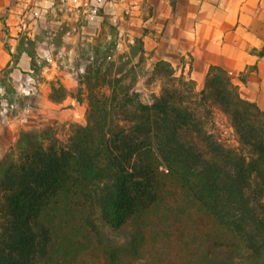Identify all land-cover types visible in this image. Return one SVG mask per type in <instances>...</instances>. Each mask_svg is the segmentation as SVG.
I'll return each instance as SVG.
<instances>
[{"label":"trees","instance_id":"1","mask_svg":"<svg viewBox=\"0 0 264 264\" xmlns=\"http://www.w3.org/2000/svg\"><path fill=\"white\" fill-rule=\"evenodd\" d=\"M109 65L79 77L85 125L23 130L0 161V264H264V111L219 66L198 90L155 61L145 103L138 65Z\"/></svg>","mask_w":264,"mask_h":264},{"label":"crops","instance_id":"2","mask_svg":"<svg viewBox=\"0 0 264 264\" xmlns=\"http://www.w3.org/2000/svg\"><path fill=\"white\" fill-rule=\"evenodd\" d=\"M82 1L69 6L88 13ZM89 1L127 30L131 44L141 40L152 63L170 62L178 74L190 76L198 90L212 66L222 67L240 96L264 111V0ZM55 11V0H0V78L8 75L16 89L38 95V106L61 111V121L69 119L72 109L61 110L66 105L50 100V83L31 84L34 56L25 48L30 43L40 46L38 34L45 25L39 17ZM55 73L54 63L42 74L51 82Z\"/></svg>","mask_w":264,"mask_h":264},{"label":"rangeland","instance_id":"3","mask_svg":"<svg viewBox=\"0 0 264 264\" xmlns=\"http://www.w3.org/2000/svg\"><path fill=\"white\" fill-rule=\"evenodd\" d=\"M70 3L75 2L55 0L56 11L49 14L43 13L39 17L41 23L45 25L38 34L40 46L30 43L25 47L34 56L33 79L35 82L31 84L50 83V95L54 87L52 96L59 101L57 104L66 105L61 110L72 109L71 113L69 112L70 117L68 120L60 121L58 117L61 111L38 106L40 103L38 95L31 93L27 96V93L15 88L11 77L8 75L1 77L0 161L23 130H38L56 123L59 125L86 124V96L79 91V77L85 73L87 67L91 66L93 70L97 67L105 70L110 67V63L115 62L114 71L121 69L128 71L132 63L139 64L138 46L131 44V36L127 30L123 31L119 28L104 11L98 13L97 18L90 17L88 13L69 6ZM109 57L113 60L108 61ZM96 61L98 66L94 64ZM54 63L58 73H55L54 80L47 82V77L42 73L45 68L52 67ZM151 64L152 62L145 57L135 69V73L141 75L135 89L141 94V99L145 103H151L152 97L160 93L159 82L147 85ZM22 120L23 123H17ZM219 122L226 132V137L231 139V130L227 122L223 118H219Z\"/></svg>","mask_w":264,"mask_h":264},{"label":"built area","instance_id":"4","mask_svg":"<svg viewBox=\"0 0 264 264\" xmlns=\"http://www.w3.org/2000/svg\"><path fill=\"white\" fill-rule=\"evenodd\" d=\"M76 1H80V0H74V2ZM81 7L89 9L90 11L88 12V14H91V15H97L101 9L100 5L92 4L91 1L89 0H83Z\"/></svg>","mask_w":264,"mask_h":264}]
</instances>
